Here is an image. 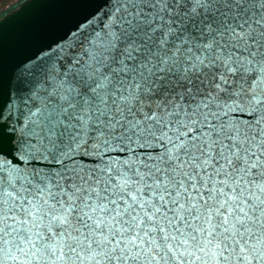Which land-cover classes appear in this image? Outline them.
Instances as JSON below:
<instances>
[{
  "label": "snow or ice",
  "instance_id": "snow-or-ice-1",
  "mask_svg": "<svg viewBox=\"0 0 264 264\" xmlns=\"http://www.w3.org/2000/svg\"><path fill=\"white\" fill-rule=\"evenodd\" d=\"M0 25V264H264V0H33Z\"/></svg>",
  "mask_w": 264,
  "mask_h": 264
},
{
  "label": "water",
  "instance_id": "water-1",
  "mask_svg": "<svg viewBox=\"0 0 264 264\" xmlns=\"http://www.w3.org/2000/svg\"><path fill=\"white\" fill-rule=\"evenodd\" d=\"M36 10L33 0H21L0 14V25L5 31L14 30L25 24Z\"/></svg>",
  "mask_w": 264,
  "mask_h": 264
},
{
  "label": "flooded vegetation",
  "instance_id": "flooded-vegetation-1",
  "mask_svg": "<svg viewBox=\"0 0 264 264\" xmlns=\"http://www.w3.org/2000/svg\"><path fill=\"white\" fill-rule=\"evenodd\" d=\"M21 0H0V14Z\"/></svg>",
  "mask_w": 264,
  "mask_h": 264
}]
</instances>
